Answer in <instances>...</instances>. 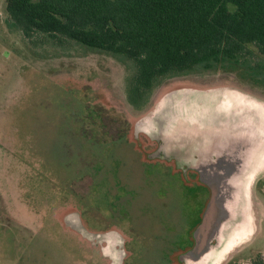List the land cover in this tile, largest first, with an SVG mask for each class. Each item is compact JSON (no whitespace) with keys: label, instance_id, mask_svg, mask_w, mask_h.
I'll list each match as a JSON object with an SVG mask.
<instances>
[{"label":"rangeland","instance_id":"1","mask_svg":"<svg viewBox=\"0 0 264 264\" xmlns=\"http://www.w3.org/2000/svg\"><path fill=\"white\" fill-rule=\"evenodd\" d=\"M7 19L5 0H0V264H94L98 260L96 256L92 259V250L79 238L62 230L55 218L60 211L58 205L54 214L42 213L43 196L51 188L35 172L41 169L35 164L38 156L42 166L45 164L44 170L56 173L59 185L74 181L71 188L75 192H87L92 174H80L86 171L83 168L91 155L83 153L82 146L92 145V140L83 135L84 131L89 135L94 132L100 141L118 143L120 148H112V157L120 163V178L134 192L131 196V191H127L133 198L128 218L135 216L134 222L142 228L145 217L151 222L154 218L160 220L161 226H167L168 236L173 233L176 244L187 242V228L197 220L203 198L194 199L195 189H185L170 177L153 171L151 177L144 176L130 146L117 141L123 128L126 77L132 67L73 42L59 47L38 38L27 39ZM72 76L86 82L81 92L90 104L101 90L108 101L106 105L112 106L109 110L100 105L92 107L97 109L102 124L89 126L87 120L82 123L88 104L62 87L64 81L73 80ZM191 76L221 83H233L237 77L232 72L217 75L203 71ZM180 77H171L166 82ZM250 90L264 99L263 86L255 84ZM254 120L259 122V117ZM58 162L66 165L68 171L64 168L57 173ZM257 180L250 198L253 227L229 252L216 255L212 264H247L257 255L264 257V170ZM94 204L101 205L96 197ZM121 205L118 204L119 210ZM139 209L145 213L137 219ZM145 230L150 227H144ZM161 254L165 255L163 249ZM162 255L160 264H169Z\"/></svg>","mask_w":264,"mask_h":264},{"label":"flooded vegetation","instance_id":"2","mask_svg":"<svg viewBox=\"0 0 264 264\" xmlns=\"http://www.w3.org/2000/svg\"><path fill=\"white\" fill-rule=\"evenodd\" d=\"M220 73L215 72L217 75ZM189 76L191 74L169 82H166L169 78L162 80L137 104L126 98L123 128L117 141H124L130 146L134 161L144 176L151 177L153 171L170 177L185 189H195L194 199L203 198L204 203L209 191L199 183L193 164L207 152L208 140L218 135L221 128L243 123L250 129L263 131L264 99L251 92L252 85L238 75L233 83ZM96 105L108 110L112 108ZM91 109L93 112L82 117V123L87 120L89 126L102 124L96 115L97 109ZM256 116L259 122L254 120ZM82 133L92 140V149H95L92 150L89 190L77 193L71 188L74 181L59 185L50 181L44 173L42 183L47 187L50 184L51 191L43 196L42 213L54 214L58 205L60 211L55 218L62 230L74 234L92 250V259L93 256L98 258L94 264H140V258L144 259L143 264H160L161 249L165 254L163 259L172 264L171 253L191 243L189 232L198 222L201 210L195 223L187 228V242L183 244L173 241V233L172 237L168 236L165 231L167 226H161L160 220L154 218L151 222L145 217L143 228L137 225L135 216L128 218L133 198L127 195V191H131V196L134 192L120 178V163L113 159L111 153L113 141H100L94 132L92 135L85 131ZM263 151L264 147L253 157L250 170L255 171ZM43 166L45 168V164ZM263 170L254 172L251 178L250 198L258 183L257 175ZM94 197L101 203L99 207L94 204ZM125 199L130 202H125ZM121 203L119 210L118 204ZM143 213L139 209L136 218H142L140 214ZM146 226L150 230L144 231Z\"/></svg>","mask_w":264,"mask_h":264},{"label":"trees","instance_id":"3","mask_svg":"<svg viewBox=\"0 0 264 264\" xmlns=\"http://www.w3.org/2000/svg\"><path fill=\"white\" fill-rule=\"evenodd\" d=\"M5 12L27 39L59 47L73 42L129 64L125 98L134 104L166 78L202 71L232 72L264 87V0H5ZM72 78L62 87L88 104L83 117L94 105L108 104L101 90L90 104L81 92L86 82ZM82 148L91 156L80 175L92 174V145ZM42 163L37 156L35 164ZM65 167L58 162L57 173ZM36 171L59 184L54 171ZM247 264H264V257Z\"/></svg>","mask_w":264,"mask_h":264},{"label":"water","instance_id":"4","mask_svg":"<svg viewBox=\"0 0 264 264\" xmlns=\"http://www.w3.org/2000/svg\"><path fill=\"white\" fill-rule=\"evenodd\" d=\"M263 147L264 136L243 123L221 128L208 140L207 152L192 167L209 194L189 232L191 244L171 256L173 264H212L247 236L253 227L249 185L264 167V151L255 171L250 165Z\"/></svg>","mask_w":264,"mask_h":264}]
</instances>
